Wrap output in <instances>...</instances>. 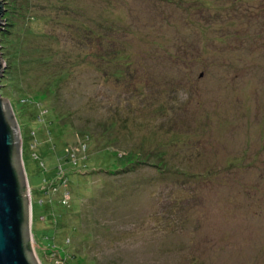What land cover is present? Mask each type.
Here are the masks:
<instances>
[{"label":"rangeland","instance_id":"374dc122","mask_svg":"<svg viewBox=\"0 0 264 264\" xmlns=\"http://www.w3.org/2000/svg\"><path fill=\"white\" fill-rule=\"evenodd\" d=\"M1 1L35 262L264 264V0Z\"/></svg>","mask_w":264,"mask_h":264},{"label":"water","instance_id":"95a60500","mask_svg":"<svg viewBox=\"0 0 264 264\" xmlns=\"http://www.w3.org/2000/svg\"><path fill=\"white\" fill-rule=\"evenodd\" d=\"M3 13L0 0V29ZM3 69L0 58V76ZM18 144L9 107L0 96V264H37L28 240L31 203L19 164Z\"/></svg>","mask_w":264,"mask_h":264}]
</instances>
